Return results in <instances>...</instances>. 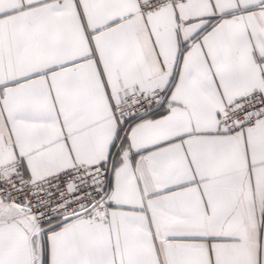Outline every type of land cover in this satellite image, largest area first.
Instances as JSON below:
<instances>
[{
    "label": "snow or ice",
    "instance_id": "1",
    "mask_svg": "<svg viewBox=\"0 0 264 264\" xmlns=\"http://www.w3.org/2000/svg\"><path fill=\"white\" fill-rule=\"evenodd\" d=\"M0 264H264V0H0Z\"/></svg>",
    "mask_w": 264,
    "mask_h": 264
}]
</instances>
